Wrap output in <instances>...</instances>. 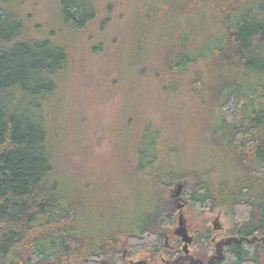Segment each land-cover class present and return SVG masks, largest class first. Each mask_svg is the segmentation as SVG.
<instances>
[{"label":"trees","instance_id":"trees-1","mask_svg":"<svg viewBox=\"0 0 264 264\" xmlns=\"http://www.w3.org/2000/svg\"><path fill=\"white\" fill-rule=\"evenodd\" d=\"M176 1L180 15L205 10L204 30L167 48L152 77L163 93L182 86L202 105L213 93L215 104L208 100L206 106L215 110L211 133L231 161L232 176L217 179V171L207 169L167 171L163 178L153 171L146 175L155 185L151 208L131 230L119 222L101 236L80 226L79 202L58 196L47 144L48 103L59 99L71 61L59 38L84 29L98 12L87 9L88 0H55L54 17L57 8L63 23L39 38L28 26L32 15L19 11L23 0H0V264H128L125 251H146L152 264H161L162 251L174 258L180 242L173 238L171 247H163L164 230L174 221L163 205L168 187L183 178L192 182L182 192L190 206L231 216L228 236L264 239V0ZM138 2L130 10L139 16L136 28L147 6L157 14L163 5ZM196 237L190 254L206 261L209 232ZM215 264H264V242L231 243Z\"/></svg>","mask_w":264,"mask_h":264},{"label":"rangeland","instance_id":"rangeland-1","mask_svg":"<svg viewBox=\"0 0 264 264\" xmlns=\"http://www.w3.org/2000/svg\"><path fill=\"white\" fill-rule=\"evenodd\" d=\"M54 2L23 0L19 6V11L21 8L25 15H32L28 26L35 27L34 35L39 38L47 36L55 22L63 23L57 8L54 17ZM88 2L87 9L96 10L98 17L84 29L59 38L71 61L62 77L59 99L48 103L47 144L57 167L53 178L59 183L58 196L65 202H79L80 226L102 236L119 222L130 229L151 208L155 185L146 175L153 171L164 178L167 171L201 173L214 169L217 179H224L232 176V169L217 134L211 133L215 110L206 106L214 101L213 93L202 105L182 86L163 93L152 77L167 48L179 43L180 38L188 42L194 32L201 35L205 10L180 15L176 0H156L158 7L163 4L161 12L153 14L147 6L136 28L139 16L130 10L139 7L138 0ZM106 15L110 17L108 24ZM195 41L200 45L201 40ZM218 71L213 67L211 73L219 81ZM179 181L184 183L183 189L192 185L189 178H183L168 187L163 212L173 214L174 221L163 235L168 236L170 247L177 238L181 251L182 243L172 232L177 225L175 206L179 200L170 194ZM181 198L187 201L182 193ZM182 213L193 242L197 235L209 232L207 260L214 252V242L228 236L231 216L219 209H198L188 201ZM215 218L218 230L214 229ZM164 242L163 247L168 248ZM192 244L188 246L190 253L194 251ZM125 252L127 263L146 259L152 264L146 251ZM174 258L167 257L165 251L158 253L161 264Z\"/></svg>","mask_w":264,"mask_h":264},{"label":"water","instance_id":"water-1","mask_svg":"<svg viewBox=\"0 0 264 264\" xmlns=\"http://www.w3.org/2000/svg\"><path fill=\"white\" fill-rule=\"evenodd\" d=\"M184 183L183 182H176L174 184V188H171L170 194L175 198V201L179 200L176 204L175 208L177 209V225L173 229V235L178 237L182 243L181 246V253L176 256L172 260H167L164 262V264H182L183 262L188 261L190 264H215L217 261H220L224 257V249L231 243H241V242H247L252 243L255 240H262L264 242L263 238H258L256 236H253L252 238L240 236H225L220 238L219 240L214 242V252L212 255L209 256V258L204 261L200 258H196L192 256L189 252L188 246L192 244L193 242V235H191L188 231V228L185 223V219L182 213V208L187 203L186 200H183L181 198V193L183 191ZM217 218L214 219V229L218 230L220 227L216 223ZM164 246L170 247L168 244V236L164 235ZM130 264H150V262L146 259H140L136 261H130Z\"/></svg>","mask_w":264,"mask_h":264}]
</instances>
